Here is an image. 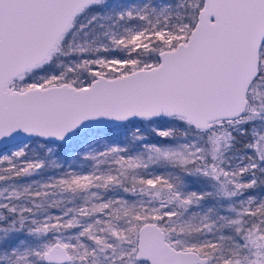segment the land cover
<instances>
[{
	"label": "snow or ice",
	"instance_id": "obj_1",
	"mask_svg": "<svg viewBox=\"0 0 264 264\" xmlns=\"http://www.w3.org/2000/svg\"><path fill=\"white\" fill-rule=\"evenodd\" d=\"M0 264H264V0H0Z\"/></svg>",
	"mask_w": 264,
	"mask_h": 264
}]
</instances>
